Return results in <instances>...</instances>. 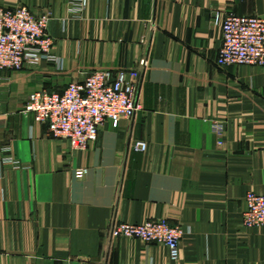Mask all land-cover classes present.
I'll use <instances>...</instances> for the list:
<instances>
[{"label": "crops", "instance_id": "crops-1", "mask_svg": "<svg viewBox=\"0 0 264 264\" xmlns=\"http://www.w3.org/2000/svg\"><path fill=\"white\" fill-rule=\"evenodd\" d=\"M21 6L49 17L53 59L0 71V264H264V226L242 222L246 195H264V66L220 67L213 19L264 18V0H0ZM142 59L141 110L86 151L26 112L36 91ZM114 217L182 225L178 258L113 238Z\"/></svg>", "mask_w": 264, "mask_h": 264}, {"label": "built area", "instance_id": "built-area-1", "mask_svg": "<svg viewBox=\"0 0 264 264\" xmlns=\"http://www.w3.org/2000/svg\"><path fill=\"white\" fill-rule=\"evenodd\" d=\"M213 19L222 33L217 59L220 67L264 66L263 17L215 12ZM48 23L47 15L37 17L27 6L0 7V71H19L28 63L52 60L54 40L47 32ZM156 29L154 25L153 30ZM148 66V59H142L135 71H96L84 81L70 83L62 93L36 91L29 97L26 112L32 113L36 122L47 125L51 135L66 140L73 151H86L97 141L106 122L131 119L141 110L137 99L139 74ZM217 132L221 136L222 128ZM148 149L144 140H135L130 145L133 153L144 154ZM85 173L86 170H79L76 174L82 178ZM245 202L243 225L249 229L263 227L264 195L249 192ZM185 234L182 225L166 219L135 223L114 217L110 227L113 238L162 244L174 259L178 258Z\"/></svg>", "mask_w": 264, "mask_h": 264}]
</instances>
